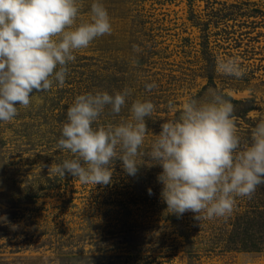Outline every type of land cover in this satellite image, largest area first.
<instances>
[{
  "label": "rangeland",
  "instance_id": "1",
  "mask_svg": "<svg viewBox=\"0 0 264 264\" xmlns=\"http://www.w3.org/2000/svg\"><path fill=\"white\" fill-rule=\"evenodd\" d=\"M93 2L78 0L77 24L90 20ZM99 2L109 14L111 34L74 53L63 87L54 82L48 92L33 90L28 108L17 104L15 118L0 121V264H264V251L221 249L241 197L226 217L198 221L190 211L178 217L161 196L162 167L142 155L162 123L177 119L187 99L207 98L209 89L251 101L254 109L245 117L237 116L235 107L233 114L241 145L250 143L252 130L264 120V0ZM234 3L240 8L229 6ZM254 8L262 13H253ZM191 15L209 22V28L196 26ZM208 52L215 66L213 84L204 67ZM218 58L237 59L243 77L217 72ZM153 82L156 87L147 90ZM125 88L131 94L120 114L107 106L94 128L130 119L137 99L155 105L152 117H145L149 134L136 157L137 174L128 175L119 159L109 165L108 185L49 172L52 164L74 158L55 145L75 97ZM169 101L176 112L168 110Z\"/></svg>",
  "mask_w": 264,
  "mask_h": 264
},
{
  "label": "clouds",
  "instance_id": "2",
  "mask_svg": "<svg viewBox=\"0 0 264 264\" xmlns=\"http://www.w3.org/2000/svg\"><path fill=\"white\" fill-rule=\"evenodd\" d=\"M79 12L78 0H0V121L14 119L17 104L28 108L33 90L48 92L54 82L63 87L74 53L111 34L109 14L99 0L91 5L89 21L77 24ZM133 50L140 48L133 45ZM216 70L237 79L245 74L235 58H218ZM145 87L150 91L156 85ZM130 94L125 88L76 96L55 145L74 158L52 164L49 172L61 178L70 174L82 184L108 185L113 175L109 165L119 159L126 173L135 176L136 157L149 134L145 117H152L155 105L137 99L127 121L93 127L107 106L119 115ZM168 110L177 111L172 101ZM233 114L230 100L209 89L207 98L187 99L177 119L161 124L142 155L162 167L158 180L169 213L179 217L190 211L198 221L226 217L236 197L250 199L264 185V120L242 146Z\"/></svg>",
  "mask_w": 264,
  "mask_h": 264
},
{
  "label": "trees",
  "instance_id": "3",
  "mask_svg": "<svg viewBox=\"0 0 264 264\" xmlns=\"http://www.w3.org/2000/svg\"><path fill=\"white\" fill-rule=\"evenodd\" d=\"M247 3V2H246ZM225 5V3H224ZM241 4L234 3L230 4L231 8L239 9ZM226 7L219 9L221 12L225 10ZM252 12L262 13L258 8H254ZM224 18L228 19V16L225 14ZM190 19H194V15H191ZM196 26L202 28V30H207L209 28V22H201L198 20H193ZM208 34H204L203 39V48L204 51H208ZM206 61L204 66L207 71H211L208 74V81L213 84V77L215 74V66L213 67V58L209 54L203 55ZM213 67V68H212ZM226 99L234 105L237 109L239 117H245L249 111H251L253 106L251 101H243L233 99L229 95H224ZM95 125L93 124V127ZM242 205H238L240 210L234 213V216L230 219L229 222V231L226 234V237L222 238L223 246L222 250L224 251H247V252H261L264 251V185L258 186L255 193L249 199L248 197H241ZM166 208V207H164ZM242 208V209H241ZM172 222H175V219H171Z\"/></svg>",
  "mask_w": 264,
  "mask_h": 264
}]
</instances>
